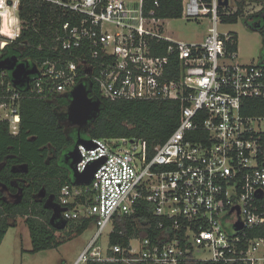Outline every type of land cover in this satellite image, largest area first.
Listing matches in <instances>:
<instances>
[{
	"label": "built area",
	"instance_id": "built-area-1",
	"mask_svg": "<svg viewBox=\"0 0 264 264\" xmlns=\"http://www.w3.org/2000/svg\"><path fill=\"white\" fill-rule=\"evenodd\" d=\"M37 1L59 11L45 33L40 15L20 17L22 0H0V60L14 55L36 68L24 86H15L10 71L0 69V124L11 134L19 131L23 98L68 94L84 79L111 100L180 103L177 127L152 150L140 139L88 138L92 147L78 144L77 172L101 163L89 183H64L56 201L65 208L61 219H89L96 228L74 264H264V63L242 62L237 40L218 30L221 15L235 11H220L230 0H182L181 17H209L204 38L191 42L166 35L167 18L154 8L145 12L143 0ZM30 27L44 40L35 49L51 55L6 54ZM252 109L263 111L245 112ZM138 199L151 203L161 219L158 228L168 222L166 231L130 238L126 246L95 245L108 227L109 238L114 216L132 214Z\"/></svg>",
	"mask_w": 264,
	"mask_h": 264
},
{
	"label": "trees",
	"instance_id": "trees-1",
	"mask_svg": "<svg viewBox=\"0 0 264 264\" xmlns=\"http://www.w3.org/2000/svg\"><path fill=\"white\" fill-rule=\"evenodd\" d=\"M158 6L153 4V0H143L145 12L154 8L156 16L164 18H179L182 14V0H157ZM236 10L233 13L222 14L221 21L224 23H236L243 15L245 0H233ZM263 3L264 0H254ZM221 11V10H220ZM222 12V11H221ZM261 9L249 14L244 18L245 24L252 30L258 31L264 42V16H260ZM40 15L43 21L39 27L43 33L49 31L55 23L59 11L54 7H49L37 0H22L20 5V17L30 19L34 15ZM259 16L260 23L249 21L250 17ZM233 38L237 40L234 32ZM24 42L21 46L18 43ZM44 43L38 35L34 33L32 27L22 31L21 37L14 46L7 49L6 54L27 55L29 58H45L51 53L44 49L38 51L35 47L39 43ZM47 41L46 43H49ZM45 43V44H46ZM168 42L161 44L164 47ZM23 47V48H22ZM262 55V54H261ZM174 60V59H173ZM177 60H174V64ZM178 74H176L177 76ZM90 96L101 99V109L96 117L89 124L86 131H81L80 135L84 139L88 138H126L140 139L146 142L149 150L167 140L179 123L180 103L169 99H115L111 100L103 97L95 82ZM52 99H57L55 103ZM249 101V100H248ZM252 102H261L250 100ZM68 101L64 97L41 98L38 96H26L20 103V125L16 135L9 132L6 123L0 124V160L7 156V163L0 168V186L7 185L15 176L10 167L12 164L26 163L28 172L27 179L30 187L37 190L44 186L53 192L59 191L64 183L71 182V172L63 162V154L68 151L76 136L72 139L57 124L55 112L65 109ZM264 105V104H263ZM261 109L245 111L249 114L260 113ZM52 157V163L48 164V159ZM50 210L44 209L38 203H25L24 205H10L1 199L0 194V243L7 229L13 226L16 216H26L25 222L29 230L32 248L34 253L40 250L57 247L68 240L80 235L90 224L89 219H68L61 228H56L49 223ZM12 220V223H10ZM160 217L153 215L152 205L146 200L138 199L134 202L132 214L116 215L113 219V230L109 234L108 246L119 244L126 246L130 238L150 237L164 233L168 222L164 219L162 228H158ZM85 264H121L111 261H87ZM146 264V263H139ZM178 264H216L210 261H183Z\"/></svg>",
	"mask_w": 264,
	"mask_h": 264
},
{
	"label": "rangeland",
	"instance_id": "rangeland-1",
	"mask_svg": "<svg viewBox=\"0 0 264 264\" xmlns=\"http://www.w3.org/2000/svg\"><path fill=\"white\" fill-rule=\"evenodd\" d=\"M127 1L136 2L138 0ZM262 6H264L263 3L245 0L243 15L238 18L236 23H219V31H231L236 34L239 59L242 62L257 61L260 59V55L263 54L264 42L260 34L258 31L250 29L244 22V18L260 10ZM236 8L234 1L230 0L229 8L221 9V11L233 12ZM163 26L165 34L172 39L191 42L204 38L210 22L209 17H201L200 19L167 18ZM107 27L112 26L108 25ZM25 218L26 216H16L13 220L14 225L10 226L3 236L0 243V264H74L78 255L87 247L96 231V228L89 224L80 235L73 239L57 247L32 253L29 251L32 248V244ZM10 223H12V220H10ZM108 229L109 227L104 230L103 234L94 243L99 245L102 250L107 247ZM136 244L137 241L133 240L132 245L135 246ZM195 256H202V254L198 253ZM79 264H85V262Z\"/></svg>",
	"mask_w": 264,
	"mask_h": 264
},
{
	"label": "water",
	"instance_id": "water-1",
	"mask_svg": "<svg viewBox=\"0 0 264 264\" xmlns=\"http://www.w3.org/2000/svg\"><path fill=\"white\" fill-rule=\"evenodd\" d=\"M220 4L227 5V0L220 1ZM262 55V61L264 63V51ZM0 69L10 71L12 82L15 86H24L25 84L28 85L29 74L36 72L35 66L28 68L26 64L18 63L16 56L14 55L1 59ZM86 71H89V69H86ZM92 86L93 83L91 80H79L73 86L71 91L68 94H65L68 97V104L64 115L69 124L76 125L82 131L87 130L89 124L101 109V99L89 95ZM59 114L60 113H57L56 115ZM78 144H84L86 147H92L94 145L91 140L82 138L80 133H78L72 147L63 154L62 160L71 172V181L73 184H87L93 177V174L101 163V160L98 161L97 164L89 165L83 172H77L75 164L80 159L77 148ZM26 166V164H23L21 167L25 170ZM40 196H44V189L41 190ZM44 207L50 209L51 211L49 223L52 226L61 228L66 224V220L60 218V213L65 208L60 207L57 203H55L52 195L48 196Z\"/></svg>",
	"mask_w": 264,
	"mask_h": 264
},
{
	"label": "flooded vegetation",
	"instance_id": "flooded-vegetation-1",
	"mask_svg": "<svg viewBox=\"0 0 264 264\" xmlns=\"http://www.w3.org/2000/svg\"><path fill=\"white\" fill-rule=\"evenodd\" d=\"M260 16H262V18L264 16V6H262L261 8ZM249 21H254V22L256 21L257 24L260 23L259 16L250 17ZM259 58H263V55H260ZM57 97H64L68 101V97L65 94L58 95ZM55 101H57V99L51 100V102L53 103H55ZM54 109L56 114L60 113L59 115H56L57 124L59 127L63 129V131L67 134V137L69 139H72L74 136H76L78 133L82 131L76 125H72L68 123L64 115L66 108L57 111H56V107ZM6 158L7 156H5L2 160H0V168H2L7 163ZM47 161L48 164L52 163V157L49 158ZM23 164L26 163L18 162L11 165L10 170L15 176L9 181L7 185L2 184L0 186L1 199L10 205H16V206L24 205L25 203H38L44 209L50 210L44 207L45 201L49 195H52L53 201L56 203L58 199L59 191L53 192L52 190L45 189L44 186H41L37 190H33L34 188L30 187V182L28 181L26 176V173L28 172V166H26L24 170L23 167H21ZM42 189H44V196H40V192Z\"/></svg>",
	"mask_w": 264,
	"mask_h": 264
}]
</instances>
